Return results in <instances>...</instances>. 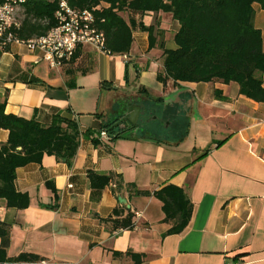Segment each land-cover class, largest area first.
I'll return each mask as SVG.
<instances>
[{
	"label": "crops",
	"instance_id": "obj_1",
	"mask_svg": "<svg viewBox=\"0 0 264 264\" xmlns=\"http://www.w3.org/2000/svg\"><path fill=\"white\" fill-rule=\"evenodd\" d=\"M253 9L264 46V7ZM123 18L133 26L126 59L84 45L52 68L41 50L0 48L5 114L44 126L65 116L81 133L71 164L44 155L16 170L14 188L29 206L9 209L0 199L7 256L34 254L46 264H134L132 255L142 257L138 264H264V103L240 95L236 83L160 82L158 44L168 49L179 24L164 13ZM140 24L155 28L152 49ZM127 105L141 110L139 131L108 132ZM102 130L109 140L94 138ZM7 140L0 130V145ZM89 172L119 175L122 187L94 189ZM168 185L183 188L192 204L177 235H166L171 225L153 196ZM115 210L134 215L132 229L114 232L103 222Z\"/></svg>",
	"mask_w": 264,
	"mask_h": 264
},
{
	"label": "trees",
	"instance_id": "obj_2",
	"mask_svg": "<svg viewBox=\"0 0 264 264\" xmlns=\"http://www.w3.org/2000/svg\"><path fill=\"white\" fill-rule=\"evenodd\" d=\"M60 1L74 10H94L98 28L105 35V49L111 55L124 56L132 45L133 26L126 22L123 14H169L179 24V30L173 38L175 49H165L162 41L158 44L163 51V73L157 76L160 82L236 83L240 95L264 103V46L261 32L254 26L253 9L254 4L264 7V0H27L26 16L16 32L17 37L28 40L45 35L55 25L54 14ZM44 21L46 24L42 23ZM139 28L148 33L152 49L156 43L155 28L142 24ZM217 96L220 97L219 93ZM0 130L8 131L7 142L0 145V199L9 209L23 210L29 206V198L14 188L16 170L40 163L44 155L71 164L81 133L77 123L65 116L56 115L44 126L34 120L5 114L3 105H0ZM113 131L114 128L108 130ZM88 180L94 189L114 184V194L123 184L119 175L93 172L88 173ZM153 196L162 204L163 222L171 225L166 235L182 233L192 216V204L185 190L168 185ZM122 214L123 211L115 210L114 217L103 222L109 223L114 232L132 229L134 215L130 211L124 217ZM0 241V264L43 262L39 256L29 253L9 258L6 252L9 227L2 222ZM132 258L134 264L142 261L139 255Z\"/></svg>",
	"mask_w": 264,
	"mask_h": 264
},
{
	"label": "built area",
	"instance_id": "obj_3",
	"mask_svg": "<svg viewBox=\"0 0 264 264\" xmlns=\"http://www.w3.org/2000/svg\"><path fill=\"white\" fill-rule=\"evenodd\" d=\"M26 2L27 0H0L1 49L22 44L31 50H41L52 68L70 61L80 46L87 45L108 53L105 49V35L98 28L94 10H74L64 1H60L54 14L55 25L45 35L28 40L19 39L16 32L25 19ZM123 57L127 58L126 55ZM94 138L98 141L110 139L106 130H102Z\"/></svg>",
	"mask_w": 264,
	"mask_h": 264
},
{
	"label": "water",
	"instance_id": "obj_4",
	"mask_svg": "<svg viewBox=\"0 0 264 264\" xmlns=\"http://www.w3.org/2000/svg\"><path fill=\"white\" fill-rule=\"evenodd\" d=\"M120 107V106H119ZM142 115L139 107H133L131 105H127L126 109L117 112V116L115 121L113 122V128L120 129V131L125 134L136 133L140 129L139 118ZM20 150V148H18ZM118 202L122 206H129L126 204L125 200L122 197L118 198Z\"/></svg>",
	"mask_w": 264,
	"mask_h": 264
},
{
	"label": "rangeland",
	"instance_id": "obj_5",
	"mask_svg": "<svg viewBox=\"0 0 264 264\" xmlns=\"http://www.w3.org/2000/svg\"><path fill=\"white\" fill-rule=\"evenodd\" d=\"M165 43H166V48L175 49V44H174L173 38L171 40H169L168 42H165Z\"/></svg>",
	"mask_w": 264,
	"mask_h": 264
}]
</instances>
